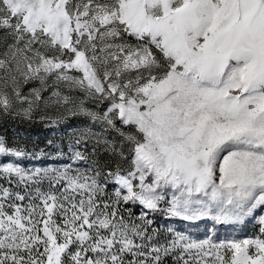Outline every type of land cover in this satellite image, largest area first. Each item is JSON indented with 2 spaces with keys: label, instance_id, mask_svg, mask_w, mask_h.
Wrapping results in <instances>:
<instances>
[{
  "label": "snow or ice",
  "instance_id": "6c2138e0",
  "mask_svg": "<svg viewBox=\"0 0 264 264\" xmlns=\"http://www.w3.org/2000/svg\"><path fill=\"white\" fill-rule=\"evenodd\" d=\"M0 32V113L63 108L127 144L71 138L74 162L91 140L126 165L107 169L0 159V264H264V216L250 238L168 228L164 243L151 218L240 224L264 209V0H0ZM27 155L0 137V158Z\"/></svg>",
  "mask_w": 264,
  "mask_h": 264
},
{
  "label": "rangeland",
  "instance_id": "374dc122",
  "mask_svg": "<svg viewBox=\"0 0 264 264\" xmlns=\"http://www.w3.org/2000/svg\"><path fill=\"white\" fill-rule=\"evenodd\" d=\"M130 42L135 43L131 38ZM6 43V37L3 32H0V50L3 49ZM38 83H33L25 86V91L31 87H37ZM67 93V89H64ZM75 96H82L81 93L73 91L71 93ZM44 95H48L45 92ZM86 107H89L95 111H104L105 104L103 103H93L88 101ZM17 121L26 125H35L40 127L42 137L36 135H28L25 137L26 140L21 142L17 140V129H11L8 122ZM42 125V126H41ZM85 128H91L95 133H103L104 136L110 141H113L117 148L123 145L124 149H127V144L124 142L123 137H121L116 131L108 130L103 131V127L100 123H93L90 119L83 115H71L67 114L63 108H49L46 110H37L33 113L31 119L24 118L19 115H4L0 113V137H3L6 143L12 147H18L23 149L28 155L20 160H15V158H0L4 159L6 162H16L19 163L21 167L26 169L34 168H62L67 164H72L73 167H79L81 169H88L90 166L95 164L97 161L107 168L115 167L116 163L123 162L119 160V157L112 152L105 150L103 144L94 145L93 141L89 140L84 146H78V150L85 153L88 157L86 161L74 162L69 159L70 153L68 150V144L74 135L79 134L80 130ZM8 129V130H7ZM39 131V132H40ZM127 131V129H125ZM8 133H13L14 137L9 138ZM37 138L42 139L39 141ZM28 142L29 145H28ZM42 142V143H41ZM35 143H39L38 146H33ZM95 146V151L93 148ZM58 150L64 152L63 156H58ZM0 184L5 187H13L7 184L3 179H0ZM42 190H47L48 182L45 181L41 186ZM17 191H23L22 188L15 189ZM112 191V186H109V192ZM170 198V197H169ZM125 208L128 206L125 205ZM141 212V207L139 205L132 206L131 213L133 218L138 217ZM127 216V212H125ZM264 216V209L258 208L253 217L246 219L240 224H215L214 221L209 219H203L199 221H183L178 218H170L167 215L157 212L151 218L153 219V228L158 229V235L153 243H164L171 239V235L167 232L168 228H172L175 231L183 232L184 234L192 237L193 239H206L212 238L213 240L227 241V240H241L245 238H250L259 233V217ZM139 223V221H136ZM151 231V229H150ZM162 264H176L174 255H169L164 257Z\"/></svg>",
  "mask_w": 264,
  "mask_h": 264
},
{
  "label": "trees",
  "instance_id": "16d2710c",
  "mask_svg": "<svg viewBox=\"0 0 264 264\" xmlns=\"http://www.w3.org/2000/svg\"><path fill=\"white\" fill-rule=\"evenodd\" d=\"M8 125H10V128L8 127L9 130H11V129H17L18 135L16 137H17V140H19L21 142L25 141V139H26L25 137H28V135H33L34 134V135L40 136V137H42V135H44L43 133H41L40 127L38 128V126H35V125L22 126V124L20 122H17V121H15V122L12 121L11 123L8 122ZM7 136L9 138H11V137H14V134L13 133H8ZM37 139L39 141L42 140L40 138H37ZM26 140H29V138L26 139ZM29 143L30 142H28V145H29ZM38 145H39V143H35L33 146H38Z\"/></svg>",
  "mask_w": 264,
  "mask_h": 264
}]
</instances>
